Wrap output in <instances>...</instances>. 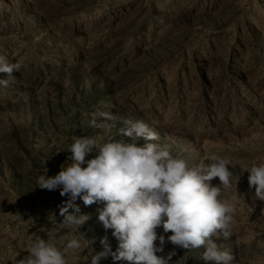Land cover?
Returning <instances> with one entry per match:
<instances>
[{
	"label": "rangeland",
	"instance_id": "1",
	"mask_svg": "<svg viewBox=\"0 0 264 264\" xmlns=\"http://www.w3.org/2000/svg\"><path fill=\"white\" fill-rule=\"evenodd\" d=\"M0 57L21 65L0 73V264L28 256L36 238L66 251L69 264L104 251V237L116 251L98 219L103 202L78 198L90 219L75 230L59 215L69 197L36 187L87 137L156 143L190 166L212 154L231 159L233 187L222 198L236 206L234 234L212 240L231 264H264V200L242 172L264 162V0H0ZM93 114L103 127L89 126ZM124 120L143 121L159 139L121 135ZM156 231L165 237L157 255L175 253L169 264H214L202 259L206 247L188 251ZM73 238L82 244L75 253L66 249ZM100 264L129 262L109 254Z\"/></svg>",
	"mask_w": 264,
	"mask_h": 264
},
{
	"label": "clouds",
	"instance_id": "2",
	"mask_svg": "<svg viewBox=\"0 0 264 264\" xmlns=\"http://www.w3.org/2000/svg\"><path fill=\"white\" fill-rule=\"evenodd\" d=\"M20 68L18 62L9 63L5 57H0V73L11 76ZM0 84L7 86V81L0 80ZM100 116L112 119L107 113H100ZM123 124L119 130L123 136L133 140L159 139L143 121L124 120ZM89 126L100 128L104 125L98 123L93 114ZM94 149V158L86 160ZM66 151L71 153L68 159L72 163L62 165L55 176L39 175L36 187L49 191L60 189L62 197H69L60 205L59 215L63 225L75 230L90 219L89 215L80 214L81 209L75 201L79 198L85 206L103 202L98 219L105 230H112L118 241L113 252L104 237L101 240L104 251L85 255L84 264H100L109 254L114 261L123 260L129 264H169L175 253L167 259L157 255L165 244V237L157 234L159 227L165 233H172L167 241L174 246L188 251L206 247L202 254L205 261L231 264L235 259L229 250H222L212 240L213 236L222 235L228 239L234 234L236 206L222 198L223 190L233 187L230 168L235 165L231 159L212 154L190 166L185 159L174 157L166 147L156 143L137 146L112 139L98 144L95 138L88 137L77 138ZM85 164L87 166L82 167ZM243 171L249 174L248 183L255 188L256 198L264 200V162L244 166ZM215 178L220 183L214 186L211 182ZM66 249L74 253L80 251L81 241L69 240ZM27 252L29 255L16 259V264H69L66 251L48 240L33 239Z\"/></svg>",
	"mask_w": 264,
	"mask_h": 264
}]
</instances>
